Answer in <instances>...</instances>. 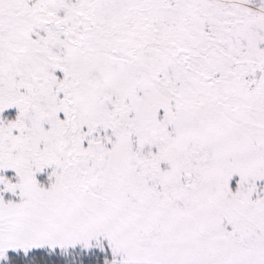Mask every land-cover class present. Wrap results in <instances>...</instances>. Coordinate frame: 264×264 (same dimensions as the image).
Segmentation results:
<instances>
[{
  "label": "snow or ice",
  "instance_id": "1",
  "mask_svg": "<svg viewBox=\"0 0 264 264\" xmlns=\"http://www.w3.org/2000/svg\"><path fill=\"white\" fill-rule=\"evenodd\" d=\"M0 264H264V0H0Z\"/></svg>",
  "mask_w": 264,
  "mask_h": 264
}]
</instances>
